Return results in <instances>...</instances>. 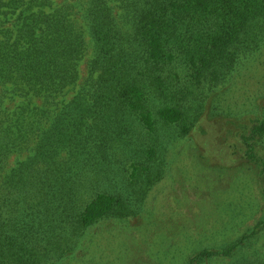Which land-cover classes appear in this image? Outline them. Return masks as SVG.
<instances>
[{"label":"trees","instance_id":"obj_1","mask_svg":"<svg viewBox=\"0 0 264 264\" xmlns=\"http://www.w3.org/2000/svg\"><path fill=\"white\" fill-rule=\"evenodd\" d=\"M262 40L264 0H0V264L48 260L42 222L54 240L76 243L102 219L133 215L114 193L85 199L87 183L99 185L87 170L100 173L110 142L133 148L137 123L149 135L159 121L188 132L178 106L159 104L154 120V79L164 86L161 75L178 65L196 85L217 86ZM262 113L242 137L250 161ZM10 153L19 154L14 164ZM131 162L126 181L137 171ZM257 165L264 177V161ZM157 170L144 164L137 172ZM135 180L131 198L141 201L150 179Z\"/></svg>","mask_w":264,"mask_h":264},{"label":"rangeland","instance_id":"obj_2","mask_svg":"<svg viewBox=\"0 0 264 264\" xmlns=\"http://www.w3.org/2000/svg\"><path fill=\"white\" fill-rule=\"evenodd\" d=\"M258 46L217 86L196 85L178 65L161 75L164 86L155 78L154 120L159 104L178 106L185 112L188 132L181 135L159 121L149 135L137 123L139 134L133 148L117 141L106 145L108 162L101 161L100 173L95 165L87 170L95 171L90 177L99 185L93 188L87 183L84 198L96 191L111 192L124 201L125 197L134 206V214L102 219L76 243L68 235L54 240L42 222V239H47V249L54 254L40 264L259 263L264 255V177L258 175L257 162L264 161L259 154L264 153V133L254 140V161L248 159L242 142L263 118L264 40ZM8 158L14 164L19 154L10 153ZM131 161H137V171L144 164L160 167L154 174L142 173L150 183L141 201L131 198L135 190L131 183L135 184V176L142 179V174L134 171L135 176L126 181ZM258 224L256 234L242 238ZM238 239H243L241 247L229 256L217 255ZM67 243L70 246L65 249ZM204 250L214 254L198 256Z\"/></svg>","mask_w":264,"mask_h":264}]
</instances>
